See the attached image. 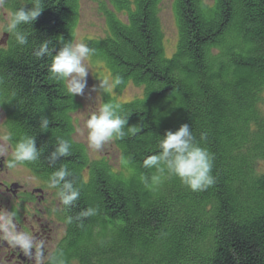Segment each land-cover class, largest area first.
Instances as JSON below:
<instances>
[{
  "label": "trees",
  "instance_id": "16d2710c",
  "mask_svg": "<svg viewBox=\"0 0 264 264\" xmlns=\"http://www.w3.org/2000/svg\"><path fill=\"white\" fill-rule=\"evenodd\" d=\"M162 1L105 0L106 33L87 42L91 60L122 78L117 93L128 85L141 90L129 102L104 101L119 105L118 113L127 117L125 136L111 140L116 168L102 158L90 160L74 141L72 115L79 104L50 72L52 56L34 54L46 40L53 54L73 43L79 0H44L41 14L23 28L28 43L20 46L12 35L0 54V105L14 145L34 136L41 155L26 163L45 169L48 179L65 167L79 190L61 215L67 234L57 259L264 264V0H175L177 45L170 57L164 55ZM19 7L30 8L29 0ZM43 117L47 129L40 127ZM182 124L213 156L215 183L204 191L190 190L166 169L143 166L160 151L165 132ZM57 138L69 141L71 155L53 164L48 157ZM89 207L95 215H79Z\"/></svg>",
  "mask_w": 264,
  "mask_h": 264
},
{
  "label": "clouds",
  "instance_id": "9594fccd",
  "mask_svg": "<svg viewBox=\"0 0 264 264\" xmlns=\"http://www.w3.org/2000/svg\"><path fill=\"white\" fill-rule=\"evenodd\" d=\"M7 0H0V7L5 6ZM30 8L20 7L11 12L5 32L11 33L18 45L23 46L28 43L30 33L21 30V25H31L41 14L45 7L44 0H29ZM50 42L44 41L35 51V56L41 58L52 56L50 72L57 79L66 82V90L69 94L83 95L87 86L88 68L84 61L94 52L87 44L83 42L63 44L59 50L53 54V48L49 47ZM120 76L114 78H105L99 83L102 89H111L122 83ZM95 90V87L93 88ZM119 105L112 103H103L96 112L91 114L86 121L87 140L91 148L99 150L102 146L112 139H122L125 136L123 131L127 124V117H122L118 113ZM49 119L43 117L40 120V127L47 129ZM137 129L130 128V132L135 134ZM204 134H201V139ZM4 141H11L12 134L8 133L2 138ZM160 151L143 160L145 168L155 167L158 172L163 173L165 169L171 175L178 177L192 191H204L215 183L212 176L213 156L205 148L200 147L195 141L191 128L188 124H182L176 131H166L159 144ZM71 145L69 141L63 138H57V145L50 153L48 159L55 163L60 157L71 155ZM41 155L40 149L36 147L34 136H24L14 145L11 152V159L7 161V167L13 169L18 164L32 162ZM71 173L65 168L60 167L49 177V186L59 188L58 196L65 206H72L79 198V190L73 186L68 177ZM158 180V176L152 178ZM96 208H86L79 215L82 217L95 215ZM0 216L7 222V230L3 239L9 245L19 250L29 258L34 255L37 264H43V242L37 241L33 235L21 232L17 229L15 218L16 212L2 210ZM71 222V217H69ZM50 264H64L55 256H49Z\"/></svg>",
  "mask_w": 264,
  "mask_h": 264
},
{
  "label": "flooded vegetation",
  "instance_id": "af4514ba",
  "mask_svg": "<svg viewBox=\"0 0 264 264\" xmlns=\"http://www.w3.org/2000/svg\"><path fill=\"white\" fill-rule=\"evenodd\" d=\"M22 1L7 0L5 6L0 7V54L7 51L13 40L12 34L4 29L11 12L20 8ZM174 5L175 0H171V7ZM23 28L25 25H21L22 31ZM0 93H4L1 85ZM9 122L8 113L0 105V211L16 212L17 229L43 242V264H50L49 256L57 257L60 244L67 234L61 220L65 205L60 201L58 190L49 186L45 169L32 167L26 162L13 169L7 167L14 142L13 139L4 141L2 138L8 133L12 137L14 135ZM6 230L7 222L0 216V264H37L35 255L29 258L3 239Z\"/></svg>",
  "mask_w": 264,
  "mask_h": 264
},
{
  "label": "rangeland",
  "instance_id": "374dc122",
  "mask_svg": "<svg viewBox=\"0 0 264 264\" xmlns=\"http://www.w3.org/2000/svg\"><path fill=\"white\" fill-rule=\"evenodd\" d=\"M209 1V0H205ZM105 0H79L77 20L73 32V43L97 40L104 37L106 33L105 19L102 14V6ZM159 18L164 35V55L172 56L176 49L177 30L173 17L171 0H163L159 6ZM89 70L87 76V86L83 95H73L79 104V109L72 115L74 125L73 139L76 143L83 145L90 160L100 158L108 161L116 168L119 165L118 153L114 150L112 141L106 142L101 149L96 150L89 146L87 140L86 121L91 114L96 112L104 103L105 99L110 98L115 103H125L141 96V90L133 85L126 86L120 93L115 88L102 89L99 83L105 78L111 79L110 73L103 64L94 62L90 57L84 61ZM95 87V90L93 88ZM111 101V102H112ZM264 114V106L262 107Z\"/></svg>",
  "mask_w": 264,
  "mask_h": 264
}]
</instances>
